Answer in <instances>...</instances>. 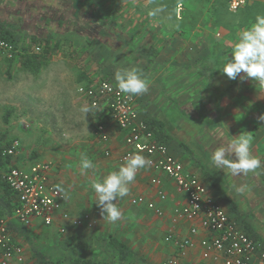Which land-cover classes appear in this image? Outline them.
Listing matches in <instances>:
<instances>
[{"label":"rangeland","instance_id":"374dc122","mask_svg":"<svg viewBox=\"0 0 264 264\" xmlns=\"http://www.w3.org/2000/svg\"><path fill=\"white\" fill-rule=\"evenodd\" d=\"M45 1H49V5ZM45 1L0 0V20L8 22L19 33L26 32L28 38L33 34L45 36V29L52 27L53 22L55 26L60 21L58 18L66 24L62 28L56 27L57 31L72 33L69 24L75 22L74 34L68 35L71 40L61 39L59 56L75 54L77 63L85 66H88L89 58L97 73L101 71L102 77L114 84L117 70L138 69L148 82V90L141 95H132L136 107L151 117L143 109L148 98L150 108L156 110L154 117L167 125V133L176 140V157L197 171L208 188L212 189L203 170L223 183L245 218L231 216L243 227L244 222H250L258 237L252 235V238L264 246V137L252 135V127L257 123L252 118L256 113H264V100L252 92L255 81L251 78L232 80L220 71L231 58L238 33L255 22L252 5L231 12L226 0ZM55 1L59 6L53 5ZM180 4L183 13L178 18L177 6ZM154 11L156 14L151 15ZM46 18L53 22L47 25L40 23ZM90 20H94V24H89ZM150 50L156 53L153 57L147 54ZM177 54H184L186 59ZM17 63H9L0 57V140L4 143L17 140L26 150L27 160H33L31 156L39 152V144L45 142L48 129L38 115L34 116L35 119L18 115L26 99L23 88L29 86V80L24 79L29 76L25 77L24 73L14 69L18 68ZM201 72L204 76L199 74ZM99 76H94L93 80H98ZM40 81L39 78L33 82L40 84ZM32 84L30 86L33 87ZM242 132L253 137L251 151L260 158L261 167L238 176L232 175L228 169H216L210 159L214 151L212 147L226 145L233 136ZM179 143L194 151L199 164L182 151ZM109 229L113 231L109 233ZM119 229L117 222L99 218L96 226L85 235L87 239L83 238L85 242L81 244L84 245L80 246L72 241L62 244L64 235L55 227L32 231L31 226H27L26 235L12 233L24 259L21 263L14 261L11 264H38L32 259L29 238L44 248V252L50 251L48 246L52 247L55 252L51 256L57 258L76 257L109 264L112 261L103 248L104 240L110 235L118 236ZM166 232L161 234L162 242L158 240L164 249H167L163 242ZM133 245L138 264H163L169 259L179 258L177 249L162 253L161 249L158 253L149 243L134 242ZM187 258L188 255L184 261L190 264Z\"/></svg>","mask_w":264,"mask_h":264},{"label":"crops","instance_id":"0c3cea01","mask_svg":"<svg viewBox=\"0 0 264 264\" xmlns=\"http://www.w3.org/2000/svg\"><path fill=\"white\" fill-rule=\"evenodd\" d=\"M45 2H48V5L50 3L49 1ZM53 5L59 6V3L55 1ZM257 15H264V3L252 4V19H255ZM58 20L60 21H57L55 26L53 20L48 21L47 18L42 20L40 23H44L45 25L53 22L52 27L45 29L43 33H46L45 36H48L50 33H56L59 39L70 41L71 39L68 38V35L74 34L73 30H75V26H77L76 23L71 22L69 24V29L72 30V33L67 34L64 33V31H57L56 27L62 28L65 27L66 24L65 21H62L63 19L58 18ZM89 24H94V20H90ZM21 34L26 38L28 37L26 32H22ZM76 34L79 35L78 32ZM89 34L90 33L87 34L88 37ZM33 36L38 38L45 37L42 36V34H40V36L38 34H33ZM126 47L129 48L127 44ZM60 51L61 48L57 51L58 55L54 54L51 56L50 61L42 67L37 76L23 70L19 63H17V65H19L18 68H14L19 73H24L25 77L29 76L28 79H24L25 81L29 80L27 82L29 86L25 87L24 83L22 84L23 87H25L23 90L25 91L24 97H26V99H24L22 106H20V114L18 115H21L22 118L27 116L28 119H35L34 116L38 115L43 119L42 121L45 122V129H48L45 142L39 144V152L31 156L33 160H30V158L27 160V152L21 145V151L14 158V164L24 169H29L32 165L38 163L51 164L52 168L49 172L50 182L64 193V199L62 201V210L56 214L54 225L50 228L55 227L58 231H60L61 228H65V232L62 233L64 235L61 239L62 244L72 241V243L75 242L83 246L84 244L81 243L85 242L83 238L88 233V230L96 226L99 218H102L100 208L95 203L96 196L92 184L102 181L110 172L118 170L119 166L124 163L122 157L129 148L125 145V134L118 132L113 125H110L109 128V133L111 134L109 143H103L96 137L94 134L96 126L104 119V112H102V110L94 114L88 113L86 115L81 111V108L86 105L88 106V104L86 100L78 94V88L91 83L94 76L100 75L99 78H104L102 77L103 75H101L102 72L99 71V74L97 73L96 66L92 65V61H90L88 57L87 61L89 62L86 63L88 66H85L84 63V65H79L77 63L78 61L75 60V54H62L59 56ZM147 54L153 57L156 53H154V50H150ZM174 54L175 53L172 55ZM172 55L169 54V56ZM182 57L186 59L184 54L180 55V58ZM147 62L150 63L148 59ZM152 62L155 61L152 59ZM199 74L201 75L202 72ZM39 78L41 79L40 84L38 82H33L38 81ZM31 83L34 84L33 87L30 86ZM37 85H39V87H37ZM252 92L258 95V98L264 100V84L260 83L259 85L257 82H253ZM30 100L31 103H29ZM146 100L147 103H144L143 109L147 112L146 114H150L151 117L145 115L143 111L137 107L140 117L146 122L153 119L157 120V118L154 117V111L156 110L150 108L149 104L151 103L148 102V98ZM261 114L264 113H256L252 118V120L257 122L255 126L252 127V135L254 134L256 137H264V122L258 121L257 119ZM166 129L167 125L165 124V132L167 133ZM167 135L169 134L167 133ZM169 136L172 138L169 149L176 157V153L178 152L175 147L176 140L173 136ZM215 148H217L216 145L212 147L214 150ZM181 149L183 152H186L183 148ZM81 153L87 154L94 165L93 168L88 170L81 169ZM181 161L185 164L187 171L203 181L197 171L190 168L188 163L184 162V160ZM195 161L199 160L197 159ZM153 180H157L159 183L154 184ZM207 182L209 184L210 181L208 180ZM129 187V193L123 198H118L116 201L117 206L122 212L121 219L117 221L122 231L119 229V231H117L119 235L114 236L124 241L133 251V248H135L133 245L134 242H140L142 245H144V243H149V246L151 245L158 250V253H160L161 249V253L164 251L168 252V250L171 249L175 252L176 248L165 241L166 237L169 235H173L181 240L191 238L193 247L187 250V261L190 264L203 263L199 243L201 239L206 236V233L200 230L198 234L191 235V228L194 225L200 227L199 223L190 222L184 218L178 217L176 214L177 209L184 208L187 200L185 194L179 192L175 183L165 174L152 170L146 166L138 171L136 179ZM210 191L214 194L212 189H210ZM160 193H163L164 198L160 197ZM137 198H143L145 200L144 204L133 205L132 200ZM150 202L161 209L163 215L160 216L156 214L154 210L150 209L148 207ZM221 204L223 205V203ZM224 208L227 210L226 206ZM227 212L229 213L228 210ZM64 213L69 215V220L63 219L62 215ZM242 213L240 210V215L236 217L245 218L241 215ZM229 215L231 216L230 213ZM231 217L234 219L233 216ZM244 221L246 220L244 219ZM245 223L251 224L250 222H244V229L246 230ZM18 226L23 227L21 225ZM29 226H31L32 231L41 230L42 227H45L39 219L32 220ZM251 227L253 228V225H251ZM253 229L257 234L255 228ZM108 231L110 233L113 230L109 229ZM164 231H167L163 240L167 249L160 247L162 245L158 243V240L160 243L162 242L161 234ZM81 234L83 235L81 236Z\"/></svg>","mask_w":264,"mask_h":264},{"label":"built area","instance_id":"2783aa9c","mask_svg":"<svg viewBox=\"0 0 264 264\" xmlns=\"http://www.w3.org/2000/svg\"><path fill=\"white\" fill-rule=\"evenodd\" d=\"M255 3H264V0H228L231 12ZM183 6H177V17L180 18ZM40 50L37 49V52ZM9 41L0 38V57L13 60L18 53ZM88 106H96L104 112L103 121L96 126L94 134L103 143H109L111 134L110 125L125 134V145L129 148L123 155L122 161L133 154L139 153L150 161V169L159 171L170 178L179 192L185 194L186 205L177 209L176 214L194 225L191 235L200 230L206 236L201 239V264H264V246L256 242L233 219L224 206L218 202L210 189L195 175L187 171L185 164L176 158L167 144L162 143L155 135L151 126L143 120L136 107V100L132 95L123 94L118 87L108 79L98 78L91 83L78 88ZM21 151V144L17 140L3 150L4 157L15 158ZM51 164H34L29 169L10 167L3 174L8 187L17 196L18 207L10 218L0 219V264H11L14 261L23 262L21 248L15 243L9 223L14 222L23 227L31 224L32 220L39 219L42 224L50 228L54 225L55 217L62 210L64 193L50 182L49 172ZM154 184L159 183L153 180ZM160 197L164 198L163 193ZM143 198L132 200L133 205L144 204ZM148 207L158 215L163 211L152 202ZM63 219L69 220L64 213ZM60 232L64 233L65 228ZM165 241L172 244L179 251V258H172L163 264H186L184 259L187 250L193 247L191 238L179 239L173 235L166 237Z\"/></svg>","mask_w":264,"mask_h":264},{"label":"clouds","instance_id":"9594fccd","mask_svg":"<svg viewBox=\"0 0 264 264\" xmlns=\"http://www.w3.org/2000/svg\"><path fill=\"white\" fill-rule=\"evenodd\" d=\"M156 11H159L157 9ZM155 15V11L150 13ZM220 71L229 79L240 80L251 78L257 83L264 84V15H257L255 22L238 33L231 51V58L223 64ZM243 73V75H241ZM118 90L123 94L141 95L148 90V82L142 78L136 68H121L115 72ZM81 111L86 115L100 111L96 106H83ZM258 121L264 122V114ZM253 137L242 132L226 144L218 146L211 153V164L216 169H228L234 176L247 175L261 167V160L251 151ZM150 164L142 154L136 153L127 158L118 170L110 172L102 181L94 182L95 203L100 208L103 221L115 223L122 217L117 206L118 198L125 197L130 185L136 179L140 169ZM80 167L88 170L94 167L86 153H81Z\"/></svg>","mask_w":264,"mask_h":264},{"label":"trees","instance_id":"16d2710c","mask_svg":"<svg viewBox=\"0 0 264 264\" xmlns=\"http://www.w3.org/2000/svg\"><path fill=\"white\" fill-rule=\"evenodd\" d=\"M79 1L80 0H78L77 2ZM226 2L228 6V0H226ZM0 38L12 43L16 48H18L19 51L13 60H6L9 63L17 61L21 65L23 70L28 71L36 76L40 73L42 67H44L50 61L51 56L54 55L62 45V41L61 39H58L56 33H50L44 38H38L36 36H30L29 38H26L21 33L14 30V28H12L7 22L1 20ZM37 49H39L40 51L37 52ZM204 70H206V67L204 68ZM201 75H203V73ZM147 123L154 130L156 137L162 143L167 144V146L169 147L172 138L165 132V124L162 121L155 119L147 121ZM10 144L11 143H8V141L4 143L3 140H0V219L12 217L18 207L17 196L12 192V190L8 187L7 183L3 179V174L6 173L10 167L16 166L14 164L13 157L3 156V150ZM179 144L180 147H182L184 151H186L188 157L197 160L194 151L191 150L190 147L186 146V144ZM203 172L206 175V178L210 181V187L212 188L218 202L223 203L230 214H234L238 217L240 215L239 206L229 197V194L224 185L219 180H217L214 175L205 172L204 170ZM9 227L12 233L17 232L19 234L26 235L25 228L18 226L14 222H10ZM245 228L251 237L253 235L258 238L251 225L246 224ZM28 243L31 247L32 259L38 264H107V262L103 261L82 259L76 257H71L68 259H62L60 257L57 258L51 256L55 252L52 247L48 246L47 249H49L50 251L44 252V248L37 246L32 239L29 238ZM103 248L105 249V252L110 256L112 261L110 262L111 264H138L134 251L124 241L114 235H110L104 240Z\"/></svg>","mask_w":264,"mask_h":264}]
</instances>
